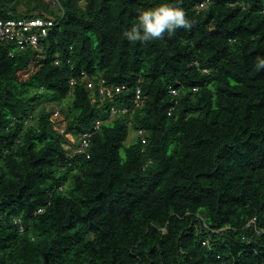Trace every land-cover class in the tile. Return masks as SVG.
I'll list each match as a JSON object with an SVG mask.
<instances>
[{"label": "trees", "instance_id": "16d2710c", "mask_svg": "<svg viewBox=\"0 0 264 264\" xmlns=\"http://www.w3.org/2000/svg\"><path fill=\"white\" fill-rule=\"evenodd\" d=\"M59 1L42 53L0 43V264H264V0H168L191 26L143 44L123 32L165 0ZM19 2L0 16L57 14Z\"/></svg>", "mask_w": 264, "mask_h": 264}, {"label": "built area", "instance_id": "2783aa9c", "mask_svg": "<svg viewBox=\"0 0 264 264\" xmlns=\"http://www.w3.org/2000/svg\"><path fill=\"white\" fill-rule=\"evenodd\" d=\"M209 0H203L199 3L200 7H204L207 5ZM51 5L53 7H58L57 16L50 14H43L38 16H30V17H20V16H9V17H1L0 16V43L7 42L13 46L9 50V55L14 56V48L17 50H26L29 47L34 48L35 50H39L41 47V41L48 36L50 29L55 25L56 19L58 17H62L64 15V10L60 4L59 0H51ZM264 12V8H263ZM84 74V73H83ZM86 84L89 89L92 91L95 90L93 101L96 100V96L100 97L101 101L106 100V98L113 99L114 95L125 90L126 85H111L108 84L107 80L104 78H99L97 81L90 79L87 77ZM76 79L71 80V84H75ZM174 94H177V90H171ZM135 103L138 104L141 99V89L140 87L136 88L135 91ZM96 94V95H95ZM129 111L128 107H120L117 105L110 106V115L114 116L116 114H125ZM60 116V111L56 110L53 114V119H57ZM55 121V120H54ZM102 123L101 119H98L95 123V128H98ZM55 128L59 130L61 133L65 132V128H60L55 123ZM136 134L141 137L143 143H147V135L143 129H139ZM92 132L85 131L81 134L79 138V144L77 146V154H88V148L90 146ZM44 208H39L38 213L43 212ZM14 222L18 225V228L21 232L25 231V226L21 218H15ZM246 228H250L253 230V234L259 235L264 234V227H260L257 223L256 218H253L246 224ZM214 231V230H213ZM210 242L209 236L202 241L203 245H208Z\"/></svg>", "mask_w": 264, "mask_h": 264}, {"label": "clouds", "instance_id": "9594fccd", "mask_svg": "<svg viewBox=\"0 0 264 264\" xmlns=\"http://www.w3.org/2000/svg\"><path fill=\"white\" fill-rule=\"evenodd\" d=\"M191 23L185 18L183 8L168 2L159 3L154 7L141 11L135 18V23L123 32L130 42L145 43L163 39L165 34L172 36L179 28H189ZM264 66V61H261Z\"/></svg>", "mask_w": 264, "mask_h": 264}, {"label": "rangeland", "instance_id": "374dc122", "mask_svg": "<svg viewBox=\"0 0 264 264\" xmlns=\"http://www.w3.org/2000/svg\"><path fill=\"white\" fill-rule=\"evenodd\" d=\"M45 1H48V2H50L51 0H45ZM36 5V3H32L31 5H28L27 3H26V0H20V2L18 3V10L19 11H21V12H25V11H27V10H29V11H31L30 9L32 8V7H34ZM51 10H53V11H58V7L56 6V7H53L52 5H51ZM38 52L39 53H42V49H40L39 48V50H38ZM34 63H32L31 65H30V67H29V69H27V70H24V71H22V72H20V78H22V79H25V78H27L32 72H33V70H34ZM49 107L51 108V109H59L58 107H56V105H54L53 103H51V104H49ZM55 120V123H56V125L58 126V127H60V128H65V121H64V118L61 116H59V118H58V120L57 119H54ZM135 136H136V131L135 130H133L132 128H130V130H129V135H128V138H127V140H126V144H130L131 142H133L134 141V139H135ZM70 138H68L69 139V141H68V149H69V153L71 154V155H75V154H77V146H78V141L77 140H75L71 135L69 136Z\"/></svg>", "mask_w": 264, "mask_h": 264}]
</instances>
